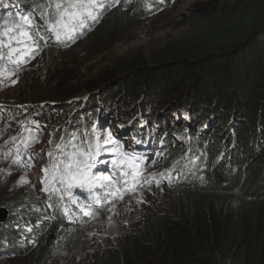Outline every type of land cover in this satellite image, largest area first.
<instances>
[{"label":"trees","instance_id":"1","mask_svg":"<svg viewBox=\"0 0 264 264\" xmlns=\"http://www.w3.org/2000/svg\"><path fill=\"white\" fill-rule=\"evenodd\" d=\"M26 1L29 8L43 2ZM152 1L156 8L168 6L167 0ZM229 2L224 7L213 5L218 9L217 19L202 35L165 41L147 59H132L113 71L85 81L84 89L91 95L81 111H77V105L65 107L61 102L44 103L38 105L34 117L32 112L19 113L18 116L22 115L20 118L26 129L28 124L48 121L55 108L62 109L58 120L71 111L72 114L51 129L57 143H62L63 139L76 142L87 126L93 130L90 116L101 115L109 108L118 113L128 108L135 111L140 91L144 94L138 103L141 111L150 109L151 113L153 110L154 114H161V109L151 102L156 99V91L153 85L147 86L145 76L147 71L167 69L171 90L161 93L164 100H173L177 106L189 103L192 110L203 109V106L208 108L206 104L210 105V102L220 110L227 105V110L234 109L243 119L241 135L237 137L239 144L247 146V137H251V147L227 158L230 167L227 170L218 167L216 182L193 188L175 185V188L166 189L176 194L167 204L138 207L133 220L126 222L130 228L108 233L102 232V228L99 236L103 244L100 242V245L85 234L76 237V240L82 238L79 245L72 242V237L58 236L65 232L63 226L74 227L87 223L88 219L80 218L77 210L58 218L53 206L59 201L57 188H48L47 193L42 194L48 205L43 203L42 195L24 194L19 190L8 203L14 208L26 206L21 214L9 213L0 224V264H58L56 261H62V264H227V261L230 264H264V94L260 101L257 99L261 88L258 85H264V0ZM138 3L129 4L131 10L141 11ZM122 8L112 12L124 15ZM5 25L8 23L0 18L2 32ZM90 38L95 40L92 46H89ZM83 39L68 49L86 47L87 54H100L118 39L116 25L106 24ZM0 40L5 42L3 36ZM93 47L95 50L91 51ZM3 50L0 48V54ZM54 67L60 68L61 65L55 63ZM61 75V72L56 73L48 86L56 83L65 89L74 80L72 76L61 82ZM239 88L242 90L238 91ZM245 88L257 89L259 93L250 99L248 94L244 96ZM99 90L101 92L97 93ZM175 92H178L177 96H174ZM210 92L213 97L205 100ZM60 103L62 106L58 107ZM251 115L262 117L260 130L258 124L254 127L250 122ZM205 146L206 156L212 147L216 149L211 142ZM21 147L27 148L26 145ZM236 164L238 171H231ZM58 186L67 194L66 184L59 182ZM50 216L55 221L50 223ZM47 228L51 229L49 233Z\"/></svg>","mask_w":264,"mask_h":264},{"label":"rangeland","instance_id":"2","mask_svg":"<svg viewBox=\"0 0 264 264\" xmlns=\"http://www.w3.org/2000/svg\"><path fill=\"white\" fill-rule=\"evenodd\" d=\"M223 1L225 0H169L168 6H164L161 10H156L153 13H143L136 9L131 10L129 4H126V6L121 9L124 11V15L118 11L113 13L111 10H106L101 18L102 20L86 33L89 34L94 30H99L109 23L116 25V35L118 39H116L112 45H108V49L102 53L91 56L87 54L85 50L86 47L70 50L65 46L46 43L42 44L41 49L36 52L35 56L31 58L24 67L12 71L0 70V208H4L7 211V216H9V213L21 214L22 209L26 206V204H24L14 208L13 205L8 203L9 199L18 195L19 190L24 194L33 193L39 197L42 195L41 193L39 194V192L44 191L45 186L41 183V181L45 179V172L43 170L47 169L52 161L49 157V151L52 150L50 149V137H52V135L49 132V128L53 124H57L58 117L56 112L59 111V108H55L51 111L48 121H41L39 125L29 126L31 132H29L28 135L32 137L33 143L27 151L25 149H17L13 152L15 148V144L13 143L18 137L22 136L25 130L21 129L22 124L19 117L22 115H12L10 112L7 114L4 111V106L9 107L7 109H19L18 112H32L33 117L36 104L39 103L53 104L61 102L65 104V107L77 105V111H81L82 107L87 103V98H89L88 95H91L84 89L83 85L85 81L99 74L113 71L116 67L124 65V63L132 59L136 60L142 57H146L145 59H147L149 55L152 56L155 50H159L165 41L180 38L187 40L195 34L199 36L202 35L206 32L211 23L215 22L217 19L216 13L218 9L213 7V5H218L220 7L228 6L231 0H227L224 5ZM83 37L85 36L80 37L79 40H82ZM93 38H90L91 42L89 46L94 45L95 40L92 41ZM99 48H101V46H99L98 49ZM102 48L105 47L103 46ZM94 50L95 47L91 48V51ZM55 63H59L61 67L55 68ZM60 72L62 74L61 76H63L60 79L61 82L72 76L74 80L70 82L65 89L59 87V84L56 83L52 84L51 86H53V88L49 89V87H51L48 86L49 80L56 75V73ZM149 73L150 71H147L145 81L147 86L153 85L155 88L154 91H156V99L151 102H154L153 105L161 109V112L167 114V122L170 123L172 121L170 108L175 102L168 98L164 100L165 96L163 97V94H161L165 90H171V87H169V80H167L169 77L168 70L161 69L157 72L153 71ZM179 77H177L176 80H178ZM165 80L167 81L165 82ZM135 86L138 87L139 84ZM258 87H261L259 90L260 95L257 97L260 101L261 96L264 94V85L259 83ZM140 88H142V86ZM172 89L174 90V86H172ZM241 90L242 89L239 88L238 91ZM100 92L101 90L97 91V93ZM258 93L257 89L252 90L251 88H245L244 90V96L246 97V94H248L247 96L250 99H253ZM177 94L178 92H175L174 96H177ZM186 94L189 95L188 91H186ZM211 94L213 93H208L204 99H211L213 97H211ZM142 97H144V94L140 91L139 98L136 101V107L138 106L137 103H141ZM61 103L58 107L62 106ZM210 103H208L210 105H206L208 108L203 106L204 111H209L213 108L214 103ZM226 107L227 105L221 110L218 109L217 120L214 122V127L209 132V140L216 146L222 145V142L226 140L228 136L241 135L239 129L237 131L230 130L227 126L220 124L221 117L223 118L222 121L226 122V119H224L227 118L226 112L228 110ZM129 110L131 109H126L122 114L127 115ZM232 110L235 111L234 109ZM184 111L187 112L188 109ZM70 114H72L71 111L65 114L63 118H60L58 122L60 120L62 122V120H65ZM260 118L262 117L251 115L250 122H253L252 125L254 127L257 124L259 127L262 126ZM235 121H237V128L239 120ZM227 123L229 126V121H227ZM161 126L162 131H164L166 129L165 123L161 124ZM39 129H41V139H44L41 141H39V136L35 135ZM250 138L251 137H247V146L236 145L232 152L235 153V150H240L242 153L243 150H247L251 147L249 142ZM18 147H20V145H18ZM176 149V144H173L171 151H175ZM208 163L212 164L213 160L209 159ZM98 164L99 162L96 161L95 166ZM52 174L53 172L48 170L47 175ZM102 175L109 177L107 173H103ZM208 176L211 179L212 177L216 178L218 174H215L214 171L212 175L208 173ZM172 195L175 196L176 194L159 188L146 189L142 193L130 194L119 203L110 202L104 209L100 210L97 218L90 220L87 224L81 223L74 227L69 225L63 226L65 232H60L61 234L58 236L72 237V242L79 245V241H81L82 238L78 237L76 240V237L85 234L87 238L93 239L92 242L94 240L99 242L97 245L103 244L99 236L102 228V232L105 233L118 229L126 230L130 228L127 226L126 222L128 220H133L132 217L136 214L138 207L143 205L160 207L171 201ZM179 196H181L180 193ZM41 197L43 203L47 204V198L43 195ZM137 201L142 202L138 203ZM47 219L48 218H43L45 221H47ZM49 219L48 221H50V223L51 221H55L51 216ZM2 223L3 221L0 222V224ZM50 231V228L46 229L47 233ZM55 234V232L52 233L54 236ZM84 243L86 242L84 241ZM56 262L62 264V261ZM227 264H230V262L227 261Z\"/></svg>","mask_w":264,"mask_h":264},{"label":"clouds","instance_id":"3","mask_svg":"<svg viewBox=\"0 0 264 264\" xmlns=\"http://www.w3.org/2000/svg\"><path fill=\"white\" fill-rule=\"evenodd\" d=\"M157 1L162 2L161 0ZM25 2L27 1L25 0ZM43 2H45V0H43ZM121 2L122 3H119L117 6H110L109 4H107L103 10H96L95 16H97V19L95 21L85 17L86 28L82 30L83 33L79 36H76L75 39L65 47L69 48L71 45L76 43L80 39V37L86 36V33L91 30L100 20H102L101 18L106 10L113 11L119 9V7L126 6V4L137 2H140L138 3V5L141 6V12L143 13H153L156 10L160 9L155 7L152 0H121ZM124 2H126V4H123ZM167 2L169 5V0H167ZM8 5L9 7L5 8L1 6L0 9L8 12H14V14H16L18 11H24L23 15L25 14L27 16H29L31 12H39V9L37 8H29L27 3L20 5V2H16L14 4ZM17 5L19 6V8ZM39 24L40 22H36V26H38ZM46 43L50 45H58L51 41L44 42V44ZM183 101H186V98ZM38 105H40V103L36 104V108L38 107ZM137 105L138 106L135 109V111L137 112L136 118H142L140 127L142 128L141 130H143V132L141 131V133L147 135L149 134V132L155 131L153 139L162 144L160 148H165L162 157L157 155L155 159L152 158L157 147L152 146L148 148L144 143H135V145L137 146L135 149L138 156L148 154L147 158L141 163V168L139 170L140 176L136 177V179L139 180V184L131 183L130 186H121V190L125 191V193H123V196H118L115 199L103 201L99 205H97V203L93 201L89 206L87 205V200L89 199V197L97 199V196H99V194L103 192L101 190L102 187H97L88 191H82L79 195H75L71 198L66 196L59 200L58 203L53 204V206L55 205L58 218H64L68 212L77 210L80 213V218L88 219L89 221L87 220V223H89L90 220H94L95 218H97V216H99L100 210L104 209L108 204H110V202L119 203L123 201L128 195L133 193H142L146 189L153 188H159L166 191V189L168 188H175V185H185L188 188L205 187L210 183H214V180L215 182L217 181L219 177V166L223 168L225 167L226 170L229 169L230 166L228 165V163H226L227 158L232 155H236L237 153H241L240 150H235V153L232 152L236 145H241L239 144V140L237 138L238 135L228 136L220 146L214 145L212 141L209 140V132L214 127V122L217 120L218 112H209L204 111L203 109L192 110V107L189 106V103L185 102H183L182 106H177V104H174L170 108L172 121L170 122L171 126L168 127L166 117L167 114H164V112H162L161 114L156 115L154 114L155 112L153 110L151 113L150 109H148V111H141V105L138 103ZM213 107L214 109H219L216 105H213ZM173 109L180 110V113L177 116L173 115ZM185 109H188V111H184ZM108 110H112V108H109ZM108 110H103L101 115L94 116L96 118L94 128L99 129L100 127H103L107 129L109 127L112 133V131H114L116 128H111L112 123H109L110 116L107 114ZM211 110H213V108ZM237 113L238 112H235L233 110H228L226 112L227 118H224L226 119V122H223V118L221 117L220 124L227 126V128H229L230 130H240V125L242 124L243 119ZM235 120H239L237 128V121ZM227 121H229V126ZM134 123L135 122L133 121L132 124ZM163 123H165L166 125V129L164 131H162L161 126V124ZM153 128H155V130H152ZM258 129L260 130L259 126ZM125 136L128 137V133L123 134L119 137V139H124L126 138ZM132 136L133 141H136L137 136ZM207 142H211V144L216 148L214 149L212 147L209 150L208 156H206L207 146H205ZM173 144H176L177 149L175 151H171V148H173ZM209 159L213 160L212 164L208 163ZM241 159L243 160V158ZM233 166H236L237 169L235 167H232L231 171L235 170L237 172V164ZM214 171L215 174H218V176L216 178L212 177L210 179L208 173L212 175ZM133 187L135 188V190L130 191L129 189ZM73 200H75L76 202L73 203ZM69 208H72V210ZM81 208H83L84 211H87L88 215H85L84 211H81ZM52 217L55 218V215H53ZM82 223L87 224L84 222Z\"/></svg>","mask_w":264,"mask_h":264},{"label":"snow or ice","instance_id":"4","mask_svg":"<svg viewBox=\"0 0 264 264\" xmlns=\"http://www.w3.org/2000/svg\"><path fill=\"white\" fill-rule=\"evenodd\" d=\"M0 6L5 8L9 7L6 0H0ZM51 7V5L49 6ZM104 4L102 0H76V2L72 3H56L55 9L56 11L52 13L53 22L49 25L48 30L55 34L56 40L59 41L61 39L60 29H65L75 31L77 27L82 28L85 24V17L88 19H92L95 21L97 16L93 14V10L96 8H102ZM27 25V28H25ZM33 25L31 20L28 17H23L21 23H16L13 26L9 27L5 25L3 29V35L8 37L9 42L5 43L3 40H0V48L8 49L7 59L13 63H23L24 57L30 58L32 54L38 48V40H43L44 37L39 35L37 31L35 35H33L32 29ZM18 45L19 47H13L12 45ZM19 54V57L16 61H13V56ZM5 57L0 54V59H4ZM139 142V141H137ZM59 148V145L57 146ZM51 155V154H49ZM83 157L82 159H78L77 157ZM92 159L91 152H85L81 149H76V151L67 154V162L60 161L59 163L63 165L62 174L60 175V183L62 185H67L68 194L71 195V189L73 187H85L86 183L90 184L91 181L88 178V170L94 165L90 164L89 161ZM138 166H134L137 168ZM53 168L57 171H60L57 168L56 162L53 163ZM45 172V179L41 181V183H47V173L48 169L43 170ZM133 179L136 184H139V180L136 177L140 176V171L135 170L133 172ZM96 179L108 180L109 177L102 176L97 177ZM47 191V187L44 188ZM130 191H134L135 188L129 189ZM63 198V197H61ZM76 201L73 200V203ZM138 203L142 201H137ZM97 205L100 204L99 200H96ZM81 211H84L81 208ZM85 215H88L87 211H84Z\"/></svg>","mask_w":264,"mask_h":264},{"label":"water","instance_id":"5","mask_svg":"<svg viewBox=\"0 0 264 264\" xmlns=\"http://www.w3.org/2000/svg\"><path fill=\"white\" fill-rule=\"evenodd\" d=\"M7 217V211L4 208H0V222L4 221Z\"/></svg>","mask_w":264,"mask_h":264},{"label":"bare ground","instance_id":"6","mask_svg":"<svg viewBox=\"0 0 264 264\" xmlns=\"http://www.w3.org/2000/svg\"><path fill=\"white\" fill-rule=\"evenodd\" d=\"M217 111L218 109H214V107H213V110H209V112H217ZM167 126L170 127L171 126L170 123H167Z\"/></svg>","mask_w":264,"mask_h":264}]
</instances>
